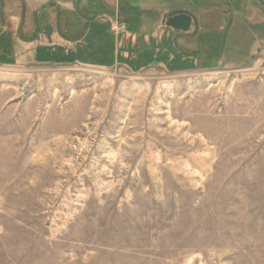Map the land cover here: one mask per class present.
<instances>
[{"label": "rangeland", "instance_id": "374dc122", "mask_svg": "<svg viewBox=\"0 0 264 264\" xmlns=\"http://www.w3.org/2000/svg\"><path fill=\"white\" fill-rule=\"evenodd\" d=\"M255 1L159 0L121 32L97 9L93 65L0 63V264H264Z\"/></svg>", "mask_w": 264, "mask_h": 264}, {"label": "crops", "instance_id": "0c3cea01", "mask_svg": "<svg viewBox=\"0 0 264 264\" xmlns=\"http://www.w3.org/2000/svg\"><path fill=\"white\" fill-rule=\"evenodd\" d=\"M155 1L159 0H0V58L12 56L16 61L23 59L37 63L76 62L93 65L81 61L78 55L85 40L91 38L87 36L95 33L92 27L100 18L95 17L97 9L107 8L113 12L109 14V20L114 30L121 32L123 29L120 25H125V22L129 23L131 19L143 21L145 16L141 13L149 11V3ZM256 1L261 4L264 2ZM183 10L191 13L188 9ZM151 11L159 13L161 25L171 12L154 6ZM233 13L231 10L228 13L233 19L230 18L225 29V39L235 21ZM192 23H195V19ZM164 26L171 28L166 23ZM132 36L125 32L124 38ZM3 61L5 59H1L0 63Z\"/></svg>", "mask_w": 264, "mask_h": 264}, {"label": "water", "instance_id": "95a60500", "mask_svg": "<svg viewBox=\"0 0 264 264\" xmlns=\"http://www.w3.org/2000/svg\"><path fill=\"white\" fill-rule=\"evenodd\" d=\"M192 21L193 16L190 12L187 10H176L168 13L165 23L173 29L187 31L190 28ZM225 34L223 40L225 39Z\"/></svg>", "mask_w": 264, "mask_h": 264}, {"label": "trees", "instance_id": "16d2710c", "mask_svg": "<svg viewBox=\"0 0 264 264\" xmlns=\"http://www.w3.org/2000/svg\"><path fill=\"white\" fill-rule=\"evenodd\" d=\"M223 42H224V40H223ZM13 60H14V57H12V56H10V57H8V58H5V61H3L2 63H5V62H13Z\"/></svg>", "mask_w": 264, "mask_h": 264}, {"label": "built area", "instance_id": "2783aa9c", "mask_svg": "<svg viewBox=\"0 0 264 264\" xmlns=\"http://www.w3.org/2000/svg\"><path fill=\"white\" fill-rule=\"evenodd\" d=\"M120 28H121V29H124V25H123V24H122V25H120Z\"/></svg>", "mask_w": 264, "mask_h": 264}]
</instances>
